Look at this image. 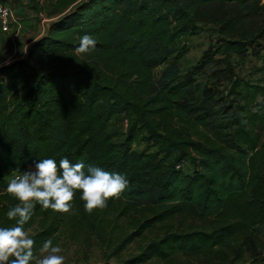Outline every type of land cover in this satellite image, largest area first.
<instances>
[{"label":"trees","instance_id":"16d2710c","mask_svg":"<svg viewBox=\"0 0 264 264\" xmlns=\"http://www.w3.org/2000/svg\"><path fill=\"white\" fill-rule=\"evenodd\" d=\"M65 11L25 59L0 67V180L66 158L128 187L91 214L81 191L67 213L34 202L23 226L36 227L34 257L64 232L111 243L125 219L132 232L101 264L155 229L119 264H264V82L235 69L264 59V0H58ZM206 31L216 41L183 69L190 38ZM85 34L96 47L77 55ZM122 115L120 140L108 129ZM18 203L0 194V227L16 226L7 212Z\"/></svg>","mask_w":264,"mask_h":264},{"label":"clouds","instance_id":"9594fccd","mask_svg":"<svg viewBox=\"0 0 264 264\" xmlns=\"http://www.w3.org/2000/svg\"><path fill=\"white\" fill-rule=\"evenodd\" d=\"M96 43L92 36L85 34L75 53L86 54L95 49ZM127 187L125 176L82 160L75 164L66 158L60 159L59 164L51 158L35 162L30 170L23 171L7 184L6 192L19 203L7 212L8 220H15L16 226L0 227V264H32L34 261V240L23 228L33 214V202L45 210L67 213L74 193L81 191L85 211L91 214L105 208L108 200L119 198ZM40 252L45 255L35 260V264H64L65 258L59 254L61 248L54 246L51 239L43 243Z\"/></svg>","mask_w":264,"mask_h":264},{"label":"rangeland","instance_id":"374dc122","mask_svg":"<svg viewBox=\"0 0 264 264\" xmlns=\"http://www.w3.org/2000/svg\"><path fill=\"white\" fill-rule=\"evenodd\" d=\"M2 1L8 4L13 10L18 25L10 33H3L0 30V67L7 65L4 63L7 60H11L12 63L16 60L25 59L32 44L46 35L48 25L62 17L68 10L76 5L73 4L67 11L59 14L58 0ZM216 39V35L213 31L202 32L199 35L191 37L188 43L190 51L183 61V69L195 65L200 60L203 53L208 50L212 40L216 41ZM235 69L238 76L244 80L254 83H258V81L264 82V59L257 60L255 58H249L246 61H236ZM162 70L163 67L157 69V78L160 77ZM127 130L128 127H126V121L123 115L115 118L108 129L109 132L118 133L120 140L125 137ZM144 148L145 145L143 143L137 144V149L143 150ZM184 168L188 170L189 166L186 165ZM21 173L22 172L15 175H20ZM15 175L0 180V194L6 192L8 182L14 178ZM178 222L180 223V220L177 219V224H179ZM119 224V228H122L124 233L120 234V229L116 230L114 234L109 233L107 238L111 239V243L107 241L104 243L100 242L95 236L86 242H81L80 240L74 241L70 238L69 234L65 232L59 234L52 242L54 246H59L61 248L59 254L64 256V264H101L107 260V256L111 253L112 248H110V245L116 244L117 239L124 236V234L132 232L127 220L122 219ZM182 224L184 227L203 226L202 221L192 218L184 219ZM35 229L36 227L27 231L28 235L30 236L33 234ZM160 232L159 229H155L145 233L143 237L137 238L133 243L128 245L117 258H112L110 261L119 264L135 256L139 252L140 247L145 246L150 240L160 236ZM262 239L264 242V234ZM43 255L45 254L39 252L32 264H35V260L42 258Z\"/></svg>","mask_w":264,"mask_h":264},{"label":"built area","instance_id":"2783aa9c","mask_svg":"<svg viewBox=\"0 0 264 264\" xmlns=\"http://www.w3.org/2000/svg\"><path fill=\"white\" fill-rule=\"evenodd\" d=\"M18 25L13 10L8 4L0 0V30L3 33H10ZM18 175H15L16 177Z\"/></svg>","mask_w":264,"mask_h":264}]
</instances>
